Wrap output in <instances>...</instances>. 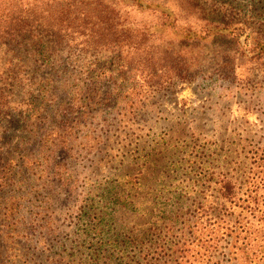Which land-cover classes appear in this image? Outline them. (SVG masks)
Returning <instances> with one entry per match:
<instances>
[{
	"label": "rangeland",
	"instance_id": "rangeland-1",
	"mask_svg": "<svg viewBox=\"0 0 264 264\" xmlns=\"http://www.w3.org/2000/svg\"><path fill=\"white\" fill-rule=\"evenodd\" d=\"M159 1L165 14L113 3L123 28L151 33L143 53L154 65L136 93L114 89L108 76L92 93L58 83L38 91L31 72L0 66V264H264V234L249 210L264 203V57L235 55L239 66L225 76L180 79L181 25L210 0H191L189 16L179 0ZM137 42L123 47L129 68L144 59ZM72 65L60 73L66 82H86ZM226 183L234 197L223 195ZM243 218L257 225L246 247L228 232Z\"/></svg>",
	"mask_w": 264,
	"mask_h": 264
},
{
	"label": "trees",
	"instance_id": "trees-1",
	"mask_svg": "<svg viewBox=\"0 0 264 264\" xmlns=\"http://www.w3.org/2000/svg\"><path fill=\"white\" fill-rule=\"evenodd\" d=\"M191 2L179 0V7L186 10V16H189V8L195 7ZM113 3H121L119 8H125L128 12L133 10L140 15L155 12L165 14L161 7L166 4L159 0H0V59L7 60V64L0 66L9 67L14 63V68L21 74L31 72L32 77L36 78L31 85L38 91H50V88L58 83L60 88L70 87L74 93L84 88V91L92 93L96 89L95 86H99V82L108 76L111 77L108 82H111L114 89L127 90L129 94L136 93L138 83L154 65L153 56H145V43L152 41L151 33L143 31L134 35L130 28H123L124 12L119 11ZM256 5L251 3L248 8L236 4L233 0H210L207 7L201 9V14L199 12L195 16L197 21L192 24L187 20L183 21L182 30L178 33L183 39L177 49V63L173 64L175 70L176 65L179 66L178 77L188 81L191 76L195 78L196 75L206 72L225 76L227 72H234L235 67L239 66L233 63L236 60L235 55L237 59L243 60L247 57L259 62V59L264 57V0L261 5ZM201 21L202 24L199 23ZM244 32L247 41L241 45L239 37ZM131 39L138 41L133 45L144 59L135 60L134 67L129 68L123 47L126 41ZM215 43H220L221 50L211 49ZM222 46H230L232 50L227 48L225 52ZM183 49L187 51V61L180 57ZM92 55L95 56L91 62L83 61V56ZM163 59L168 61L166 56ZM73 62L86 72V82L80 80L70 84V81L66 82L60 74ZM183 64L184 75L180 73ZM82 66H85V69H82ZM119 78H124L123 85L118 82ZM11 79L10 84L6 85L14 87L16 79ZM18 84L30 85L24 82ZM96 91L99 93V90ZM92 100L93 97L91 100L79 98L76 102L90 103ZM35 103L32 99L31 104ZM262 178L261 176L258 179L259 183ZM254 186L255 184L252 188ZM258 188L262 189L263 185L260 187L257 184L256 190ZM224 194L229 196L225 197L226 199L234 197L227 183ZM249 210L251 218L254 217L261 227H257L251 219L245 221L243 218L238 219L237 225L228 230L236 234L233 241H237L236 238L240 234L243 247L251 241L247 235L250 226L254 225L264 234V203L254 201ZM228 232L225 236H228Z\"/></svg>",
	"mask_w": 264,
	"mask_h": 264
}]
</instances>
